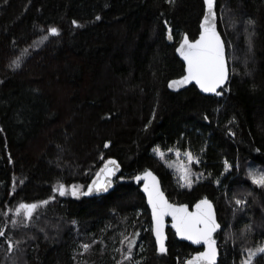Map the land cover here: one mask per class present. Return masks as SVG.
<instances>
[{"label": "trees", "instance_id": "trees-1", "mask_svg": "<svg viewBox=\"0 0 264 264\" xmlns=\"http://www.w3.org/2000/svg\"><path fill=\"white\" fill-rule=\"evenodd\" d=\"M217 11L231 78L207 97L168 89L185 74L176 48L198 37L203 0H0V230L18 242L8 251L0 237V264H185L200 250L171 229L159 251L136 179L148 171L174 204L214 203L219 264L264 245V188L250 178L264 172V0H217ZM109 159L122 169L113 191L87 197ZM20 203L39 207L13 227ZM125 236L131 261L117 251Z\"/></svg>", "mask_w": 264, "mask_h": 264}, {"label": "snow or ice", "instance_id": "snow-or-ice-1", "mask_svg": "<svg viewBox=\"0 0 264 264\" xmlns=\"http://www.w3.org/2000/svg\"><path fill=\"white\" fill-rule=\"evenodd\" d=\"M170 3L174 0H169ZM207 6L206 14L203 17V22L200 27L202 29L200 37L194 42L189 41L185 37L180 47L177 49L187 64V75L183 76L180 81H173L169 86H175L182 83H189L195 81L197 85L204 92L215 93L220 95L217 88L225 84L228 78V66L227 56L225 51L224 41L221 39L219 32L216 27V11H215V0H204ZM99 19V17H97ZM75 23V21H74ZM251 24L252 21H249ZM53 35H59V30L55 27L50 29ZM168 39H172L171 30H169ZM107 147V144L105 145ZM159 155L163 158V153L156 150ZM189 160L195 159L191 153L186 154ZM108 165L105 166L104 174L106 177L115 175V171L119 165L114 160H109ZM143 178L151 183H145L144 191L148 194V203L152 207V216L155 221L154 231L156 234L157 243L159 244V251L161 253L167 252L165 246L166 236L163 231L164 217L170 215L172 217V226L176 229L177 234L192 241L195 244L207 245L205 252H199L187 264H214L217 248L216 240L213 238V233L220 227L215 218V213L212 209L211 202L207 199L201 200L196 205V212H189L187 205H173L165 199L163 192L160 191L158 182L151 172H145ZM252 183L264 188V172L252 173L250 175ZM140 180L141 177H136ZM189 185L191 184L190 176L187 170L185 175L182 176ZM110 183L109 180L100 182L99 180L94 182L92 186L88 188V194L93 191H107V186ZM61 196L66 194L64 185H59L56 189ZM72 195H77V189L75 186L72 187ZM55 199V197H52ZM48 201H41L40 204L47 205ZM237 205L243 206L245 201L237 199L235 201ZM39 204L37 203H20L16 208V215L20 219L13 220V227L17 226H28V223L32 221L34 213L38 209ZM138 235V234H134ZM0 237L4 238L7 243V250H14L18 242L14 241L10 236L6 235L4 230H0ZM127 241V251L123 249H117L120 251L125 260L131 261L133 258V249L136 247L134 238L128 236L124 237ZM123 243V241H121ZM84 252H88L91 248L89 243H83L81 245ZM248 256L245 260H242L241 264H253L254 258L259 254L261 258H264V245L258 246L256 249H248ZM120 264V262H118Z\"/></svg>", "mask_w": 264, "mask_h": 264}, {"label": "water", "instance_id": "water-1", "mask_svg": "<svg viewBox=\"0 0 264 264\" xmlns=\"http://www.w3.org/2000/svg\"><path fill=\"white\" fill-rule=\"evenodd\" d=\"M203 1H204V0H203ZM204 5H205V13H204V15H205V14H206V11H207V6H206L205 3H204ZM215 11H216V27H217V31H218L219 34H220L221 39L224 41V44H225V51H226V56H227V66H228V78H227V80H226V82H225L224 85H222L221 87L217 88V91H218V92H221L224 88H226V87L228 86V84H229V82H230L231 71H230L229 60H228V55H227V46H226L225 40H224V38H223V36H222L220 30H219V14H218V11H217V0H215ZM203 17H204V16H203ZM202 22H203V18H202L201 23H202ZM200 25H201V24H200ZM201 31H202V29H201V27H200L199 35H198V37H197L195 40H198V39H199ZM171 35H172V39H168V36H169V32H168L167 41H168L169 44L172 45V44H174V37H173V33H172V31H171ZM185 37H187V39H188L189 41H192V42L195 41V40H191L190 37H189L187 34H185V35L183 36L182 40H183ZM182 40H181V42H182ZM181 42L178 44V46H177V48H176V54H177V56L179 57V59L183 62V64L185 65V74L183 75V76H185V75H187V64H186V61L183 59V57L180 55L179 51H177V49L180 47ZM183 76H182V77H183ZM182 77H180V78H176V79H173V80L169 81V83H168V89H169V91H171V92H173V93H179V92H182V91L188 89V88L191 87V86H194V87H196V88L198 89V91H199L202 95H204V96H207V97H215V96H217L215 93L204 92V91H202L201 88L199 87V85H197V84L195 83V81H191V82H189V83L178 84V85H175V86H172V87L169 86L170 84H172L173 81H180V80L182 79ZM109 160H114V161H116L115 159H109ZM109 160H108V161H109ZM108 161H106V162L104 163L103 167L99 170V172L96 174V176L94 177V179L92 180V182H91L90 185H89V187L92 186L93 183L96 182V181H98V180H99L100 182H103V181H105V180H109L110 183H109L108 186H107V191H100V192L93 191L92 193L88 194V189H87V191H86V193H85V195H86L87 197H89V198H100V197H103V196H106V195L110 194V193L113 191L115 181L117 180V178L120 177L121 172H122V169H121L120 164L116 161V163L119 165V167H118V169L115 171V175L110 176V177H106L105 174H104V171H103V170L105 169V166H106V165H108V167H111V165L108 164ZM148 172H151L152 175L156 178V181L158 182L159 189H160L161 192H163L165 199H167V201H168L170 204H173V205L179 206V204H174V203H172V202L168 199V197L166 196L165 192L163 191L162 184H161V181H160L159 177H158L153 171H148ZM143 175H144V174H143ZM143 175H142V177H141V179H140V180H141V183H142V187H141V189H142V192H143L144 196L146 197L147 206H148V208H149V211H150V214H151V219H152V232H153L154 238H155L156 243H157L156 234H155V231H154L155 221L153 220V216H152V207H151V205L148 203V194L144 191L145 183H151V180L149 179L148 181H146V180L143 178ZM89 187H88V188H89ZM210 202H211V201H210ZM197 204H198V203H197ZM197 204H196V205H197ZM196 205L193 207V209H190V208L187 206V207H188V211H189V212H193V213L196 212V211H197V209H196ZM211 205H212V209H213V211H214V213H215L216 221H217V223L219 224L217 209H216V207H215V205H214L213 202H211ZM172 224H173L172 217H171L170 215L165 216V217H164V223H163V231H164V234H165V236H166V239H165V246H166V247H167V244H168V241H169V237H168V229H171V230L176 234V237H177V239H178L179 241L187 242V243H189L190 245H192L194 248L199 249L200 251H198L197 253H199V252H205V251L207 250V245H205V244H203V243H201V244H195V243H193L192 241H190V240H188V239H186V238L180 236L179 234H177L176 229L172 226ZM219 225H220V224H219ZM219 228H220V227H219ZM219 228L213 233V238L215 237V235H216L217 232L219 231ZM157 245H158V248H159V244H158V243H157ZM216 248H217V255H216V258H215L214 264H219V261H220V259H221V253H220V248H219V245H218L217 242H216ZM197 253H195V254H194L189 260H191L194 256H196ZM189 260H188V261H189ZM188 261H187V262H188ZM186 264H187V263H186Z\"/></svg>", "mask_w": 264, "mask_h": 264}, {"label": "rangeland", "instance_id": "rangeland-1", "mask_svg": "<svg viewBox=\"0 0 264 264\" xmlns=\"http://www.w3.org/2000/svg\"><path fill=\"white\" fill-rule=\"evenodd\" d=\"M185 158H188V156L186 155ZM177 164H178V166H179V168H180V171H181V172H180V177H181V179H182V176L185 175V170H187L188 175L190 176V171H189V169H188V167H187V165H186V164H189V162H186L185 160H182V159H181V161H179ZM182 181H183L184 183H186L184 179H182ZM75 187H76V189H77V195H79V194H81V193L83 192V189H82L80 186H75ZM65 189H66V193H67V188H65ZM70 192L72 193V187H71V189H70Z\"/></svg>", "mask_w": 264, "mask_h": 264}, {"label": "bare ground", "instance_id": "bare-ground-1", "mask_svg": "<svg viewBox=\"0 0 264 264\" xmlns=\"http://www.w3.org/2000/svg\"><path fill=\"white\" fill-rule=\"evenodd\" d=\"M189 259H190V258H189ZM189 259H188V260H189ZM188 260H187V261H188ZM186 263H187V262H186Z\"/></svg>", "mask_w": 264, "mask_h": 264}, {"label": "built area", "instance_id": "built-area-1", "mask_svg": "<svg viewBox=\"0 0 264 264\" xmlns=\"http://www.w3.org/2000/svg\"><path fill=\"white\" fill-rule=\"evenodd\" d=\"M187 262V261H186ZM186 262H185V264H186Z\"/></svg>", "mask_w": 264, "mask_h": 264}]
</instances>
